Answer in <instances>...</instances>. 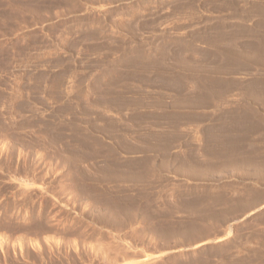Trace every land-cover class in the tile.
<instances>
[{
	"label": "rangeland",
	"instance_id": "1",
	"mask_svg": "<svg viewBox=\"0 0 264 264\" xmlns=\"http://www.w3.org/2000/svg\"><path fill=\"white\" fill-rule=\"evenodd\" d=\"M0 264H264V0H0Z\"/></svg>",
	"mask_w": 264,
	"mask_h": 264
}]
</instances>
